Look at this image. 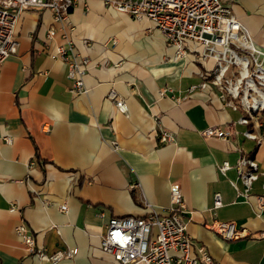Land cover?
I'll return each instance as SVG.
<instances>
[{"label":"crops","instance_id":"obj_1","mask_svg":"<svg viewBox=\"0 0 264 264\" xmlns=\"http://www.w3.org/2000/svg\"><path fill=\"white\" fill-rule=\"evenodd\" d=\"M231 10L264 51V0H235ZM69 22L75 50L90 59L87 93L70 92L67 65L54 56L68 30L50 10L22 15L18 51L0 69V264H51L25 251L15 233L21 221L50 253L78 249L59 264H119L100 248L110 219L143 217L149 205L168 211L172 183L181 186L196 247L219 264H264V209L256 201L264 178L244 197L235 169L252 156L264 172V141L244 136L243 113L227 106L217 87L188 93L215 59L203 60L205 48L195 42L176 59L152 21L100 0L81 1ZM112 90L128 115L108 99ZM213 126L232 127L235 135L205 137ZM161 129L175 142L159 144ZM224 162L231 165L225 173ZM216 193L223 206L213 210ZM214 218L235 222L243 236L222 239L206 227Z\"/></svg>","mask_w":264,"mask_h":264},{"label":"built area","instance_id":"obj_2","mask_svg":"<svg viewBox=\"0 0 264 264\" xmlns=\"http://www.w3.org/2000/svg\"><path fill=\"white\" fill-rule=\"evenodd\" d=\"M81 1L88 0H0V69L4 61L17 53L19 41L16 30L22 15L28 11L50 10L54 20L68 30L65 42L56 47L55 57L67 65V78L71 82L70 92L80 96L88 92L84 82L90 59L75 50L69 36L74 27L69 22L71 12ZM106 7L129 14L134 19L152 21L162 33L168 46L175 48V58L185 57L190 42L205 48L202 59H215V67L201 75L200 83L192 85L188 93L217 87L221 100L235 111H241L239 123L248 127L244 136L257 142L264 141V51L257 48L247 29L233 15L231 4L235 0H100ZM87 8V7H86ZM56 30L47 35L53 39ZM108 99L114 102L117 110L128 115V106L115 90ZM254 129L261 131L258 136ZM231 141L235 135L232 127L213 126L202 133ZM7 144L11 143L6 138ZM175 142L173 133L166 129L159 132V144ZM118 149L117 142L112 143ZM231 168L229 162L221 166L222 172ZM238 177L244 185L239 195L247 197L252 185L259 177L264 178L259 165L252 156H242L235 166ZM236 189L237 185L232 183ZM138 184L134 185V188ZM171 205L168 211L160 212L151 205L143 217H112L106 233L101 239L100 248L113 256L119 264H219L204 247H196L188 233L185 206L181 186H170ZM259 210L264 209L263 193L256 197ZM223 206L222 196H214L213 210ZM17 207L12 206L11 211ZM60 209L67 211L66 205ZM206 227L227 241L243 236L235 222L220 221L214 218ZM25 251L32 257L51 264H59L72 259L78 249L58 250L50 253L37 244L36 237L24 221L15 227ZM264 237V232L262 233Z\"/></svg>","mask_w":264,"mask_h":264}]
</instances>
